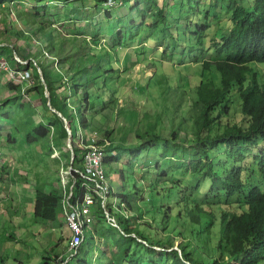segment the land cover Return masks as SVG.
I'll return each mask as SVG.
<instances>
[{
	"label": "trees",
	"instance_id": "obj_1",
	"mask_svg": "<svg viewBox=\"0 0 264 264\" xmlns=\"http://www.w3.org/2000/svg\"><path fill=\"white\" fill-rule=\"evenodd\" d=\"M66 1L64 10H51L58 2L35 4L27 13L20 10L28 18L40 19V38L47 41L36 43L38 37L18 28L15 20L8 29V12L0 19L6 34L12 30L23 39L34 38L36 46L30 56L15 50L19 57L11 53L7 58L18 70L33 68L38 83L32 89H40L41 99V119L29 115L25 123L20 122L19 111L32 104L23 90L26 80L8 79L16 91L0 100V141L6 137L14 140L13 133L4 128L12 123L15 130L32 128L24 133L29 145L49 137L47 150L41 154L46 152L48 159L57 160L58 169L69 170L74 152L66 192L69 194L72 185L70 201L75 206L83 203L87 185H96L83 174L85 148L80 130H89L87 142L99 137L96 142L104 148L103 164H115L114 181L108 180L110 172L106 170L101 178L106 184L104 194L93 190L95 228L87 229V244L78 245L73 255L66 256L62 249L48 259L52 264H73L74 259L76 264H264V0H144L148 4L145 9L139 8V1L119 18L116 28L110 24L106 29L112 33L109 45L100 42L99 36L106 34L93 25L92 6H86V0ZM105 2L110 4L99 0V5L110 18L114 8H106ZM125 2L114 0L112 4L124 8ZM9 7V12H14ZM61 11L67 16L73 12L72 20L85 16L82 27L70 29L71 36L59 35L63 30L58 26L47 29ZM143 31L148 33L147 46L140 47L135 56L138 60L140 52L154 50L156 65L149 83L133 78V84L132 76L121 74L122 64L130 66V56L122 51ZM86 34L92 45L79 36ZM152 43L162 46L156 50ZM37 46L43 48L41 55L48 48L58 57L62 70L48 66L44 58L31 60L37 56ZM170 49L185 54L174 74L163 66L175 55ZM27 59L29 64L22 61ZM63 76L68 83L63 82ZM150 98L159 100L157 110L150 108L154 104L140 101ZM33 108L26 111L31 113ZM117 115L127 122L128 136L133 134L130 142L126 135L111 136V123ZM100 117L106 119L104 124ZM36 119L37 125L28 126ZM66 124L72 130L73 150L61 147L69 135ZM58 146L66 164L52 156ZM32 151L43 159L38 151ZM0 162L1 173L6 164L1 158ZM44 184L36 185L34 215L66 223L62 186L48 191ZM110 195L122 199L123 213L118 214L109 204ZM128 209L132 212H126ZM108 213L116 224L108 219ZM168 217L169 232L163 234L160 222ZM105 223L109 227L100 229ZM71 237L63 248L69 249ZM174 237H181L178 246H174ZM54 243L60 246L58 240ZM4 261L0 258V264Z\"/></svg>",
	"mask_w": 264,
	"mask_h": 264
},
{
	"label": "rangeland",
	"instance_id": "obj_2",
	"mask_svg": "<svg viewBox=\"0 0 264 264\" xmlns=\"http://www.w3.org/2000/svg\"><path fill=\"white\" fill-rule=\"evenodd\" d=\"M0 19H2V17L4 16V12H8L10 13V15L8 13H6L7 15V27L9 28H13V25L10 23L13 22L14 20L17 22L16 26L19 27H23L26 28L31 35L33 36H37V42L40 41H47L46 39L42 40L40 38L41 35V30L39 27H37L39 25V20L40 19H33L34 16L32 17V19L26 15H24L23 11H20L21 8H23L24 10H26L25 13H27L28 11H31L34 9V5H43V4H47V3H51V2H58L57 4H54L51 6V10H64L65 8V4L67 3L66 0H42V2H37V0H5L2 1L0 0ZM114 0H109L110 4L108 5L106 2V8H114L110 10L111 13V17L108 18L107 15L103 12V8L101 5H99V0H86L83 2H86V6L91 7L90 10H94V16L92 18L93 22H94V26H99V28L102 30L101 32H104V34H106V37L99 36L100 38V42L102 44H110L112 42V33L111 32H106V29L109 28L110 24L111 26H114V28H116V26L118 25L119 22V18H123L125 16V13L129 10H131V7L138 3L139 1H142L139 3V8L140 9H145L148 4H145L146 2L144 0H129V2L126 0L125 4L123 5L124 8L122 6H117L115 7L112 2ZM167 2H171L173 0H166ZM21 4V5H20ZM77 4L79 5V7L83 6V3H81L80 1L77 2ZM96 4V5H95ZM218 7L220 8L222 6L221 3L217 4ZM12 6L13 11L14 12H9L10 11V7ZM96 8H95V7ZM56 8V9H55ZM28 10V11H27ZM91 10V11H92ZM176 10H179V7H176ZM93 12V11H92ZM98 12V13H96ZM12 15V16H11ZM32 15V14H29ZM73 15V12L69 13V16H67L64 11H61L59 13H57L56 17V21L53 25H49V27L47 29H50L51 27L54 28H60L63 30V33H60L59 35H62L64 37H68L71 36L69 34H71V30H77L80 27L83 26V21L82 19H85L84 15H80V17L78 18V20H72L71 17ZM78 16V15H77ZM26 17L27 21L26 22H22L21 18ZM126 18V17H125ZM97 19V20H96ZM31 20H37L36 24H31ZM100 20V21H98ZM112 20V21H111ZM86 21V20H85ZM97 21V22H95ZM111 21V22H110ZM96 24V25H95ZM51 26V27H50ZM5 30V24L0 22V44H3L2 47H0V51H4V53H0L1 56H6L7 55H11V53H14L15 55L17 54L16 51L21 52L23 55H28L30 56V50L34 49L36 46V43L34 42V38L33 37H28L27 39H23L20 35H14V34H18L17 32L14 31H10L6 34V32H4ZM28 36V35H27ZM82 40H87L88 45H92V39L86 34L85 37L81 36ZM148 36V33L143 31L141 34L136 35L134 38H132L128 45L124 48V50L122 51V54H127L128 56H130V63L128 67H125L124 64H122V69H121V74L127 76L130 75L132 76V79L130 80V83H133V78H138L140 80V82L142 83H149V78H151V76L153 75V70L155 68V63H154V50L148 51L146 53L140 52L141 56L140 58L137 60L136 56H137V52H139V50L141 49L140 47L142 46H147L146 45V37ZM58 39H60V37H58ZM100 42H98L97 46H99ZM68 43V41L65 42V46ZM94 43V42H93ZM10 44V45H9ZM153 46L155 47L156 50H158L159 48H161L162 45H155V43H152ZM48 46V44L46 45V47ZM152 46V47H153ZM101 47V46H100ZM38 49V53L37 56H33L35 59L30 58L31 60H35V62L41 60L42 58L45 59L44 62H48L46 64H48V66H54L55 68H58L60 70H62L61 66H60V60L58 59V57H55L51 51L46 48V52L44 55L40 54V50L42 51L43 48L40 47H36L37 51ZM16 50V51H15ZM169 50V49H168ZM170 51H173L172 49H170ZM175 53V55H173L174 57L171 60H168L165 65L163 64V66L166 67V69L170 72H172L173 74L176 72L177 70V65L179 64V62L182 60V58L185 56L184 53L180 54L178 50L173 51ZM136 54V56H135ZM18 56V55H16ZM23 62L25 60H22ZM27 64H29V59H27L25 61ZM105 62V60L103 61ZM67 69V65H65L64 69ZM27 70L26 75L31 74L30 77V81L28 82L27 80L25 81V79L21 80V81H16L19 83H22L25 81V86L23 87V90L26 92L27 91V100L29 99V97L31 98V102L32 104L29 105V107H25L24 109H22V111H19L20 113V122L25 123V117L32 115V117L34 118L36 116V118L39 120L41 119L40 116V109H39V105L41 104V99L39 96V88L36 89H32V86H34L35 84L38 83V80L36 77H34L33 75V68L32 67H27L25 68ZM168 72V73H170ZM171 73V74H172ZM190 73V72H187ZM172 74V75H173ZM39 75L41 80L43 81L44 79L43 74L41 73V69L39 68ZM8 79H11V75L9 73H5V71H3V69L0 68V100H2L3 98H6L8 96H12L15 95V91L16 89H11L10 85L8 84ZM67 79L65 76H63V82H65ZM15 81V80H13ZM68 81V80H67ZM66 81V82H67ZM68 83V82H67ZM129 83V84H130ZM33 84V85H32ZM134 84V83H133ZM111 87V86H110ZM30 89V91H29ZM131 89H128V92H130ZM49 93L48 90H46V93ZM156 96H157V91L153 92ZM153 96V94H152ZM151 96V97H152ZM146 101H144V99H140V101L143 102H150L151 104H154L153 107H150L153 110H157L159 108V106L157 105L159 103L158 99H154V98H150L149 99H145ZM34 107L31 110V113L27 112L26 109L28 108L30 110V108ZM15 108V107H13ZM54 108V107H53ZM52 108V109H53ZM16 109V108H15ZM55 109V108H54ZM59 112V111H58ZM60 114V112H59ZM62 116V115H61ZM64 120L66 119V117H64ZM32 120L28 126H35L38 124V120ZM44 120H46V118H44ZM67 120V119H66ZM105 118L100 117V121L103 122V124L105 123ZM112 128L114 129V132H111V136H122V135H126L129 142L131 140H133V138L131 137V135L133 136V134H131L130 136H128V131H126L125 126H127V122L123 119V117L121 116H116V119L114 121H112L111 123ZM121 125V126H120ZM105 126V125H104ZM17 126L16 125H12V123H6L4 124V128L6 132H11L14 135V140L11 137H6V138H2L1 139V144H0V158L2 161H5V168L1 171L0 174V188H2L0 190V227H2V232L0 229V253H3V259L5 260L4 262H2L1 264H52V259H48L49 257H53L56 255L57 251H61L62 249L64 250L66 256H70V251L68 248H63L64 246L66 247L69 235L71 233L70 229L68 228L67 224L64 222L63 219V224H61V222L58 221H50L47 219H43V218H38L34 215V213H29L27 219L23 218L21 219L22 216V209L21 206H17V204L19 202H22V197L24 196V192H21L20 187H17L16 185L10 183L7 184L5 183V181H1V176L4 175V172L6 174H9L10 171L15 170L16 172H19V175H14V178L18 179L16 180V182L21 181L22 185L24 184L25 186H29L31 187V189L33 190L32 192V200H35V192H36V185L39 183V185L44 184L45 185V189L46 190H51V189H56L59 188L60 185L62 186L63 190H64V194L67 195L66 189L67 186L69 184L70 181V165H69V170L67 169V167H60L58 169L59 166V162L57 160H52V159H48V154L46 152H44V155L41 154V152H43V149L47 150V144L49 141V137L46 138H38L36 140V142H34L32 145H29V143H25L27 142L26 140V134H24L25 132L28 133L29 131L32 130V128L30 129L29 127L24 129V130H15ZM51 130L53 131V127L50 126ZM122 128V129H121ZM21 131L23 133H21ZM33 131V130H32ZM89 130L83 128L82 130H80V132L83 134H80L81 139L84 142H87L90 140L91 138V134L88 132ZM22 137V138H20ZM94 139L98 140V136H93ZM92 138V139H93ZM21 140V141H20ZM76 142V139H74ZM77 142L79 144H81L80 140H77ZM68 139L64 140V142H62V148H66L68 146ZM73 145V143H72ZM86 144H83L84 148H85ZM60 146H58V148L55 147L54 152L52 154V156L54 157H58L60 158L62 161H64L65 163V157L63 155V153L60 152ZM34 151H38L40 156H44L43 159H39L37 157V154ZM104 150V148H103ZM36 157V158H33ZM104 157V156H103ZM161 158V157H160ZM48 159L47 161V166L50 167H46L45 164V160ZM124 161L121 160L119 166L122 167ZM103 164V163H102ZM0 165H3V162H0ZM84 165V162H83ZM114 167L115 164L110 163L109 166L103 164V168H105L102 173V176L104 175V173L106 174V171H109L110 174L108 176V180L110 182L114 181L115 179V172H114ZM58 169V170H57ZM22 173H25L27 175L23 176ZM83 174H85V165H84V172ZM100 177L99 180L102 181ZM3 179V178H2ZM91 179V178H89ZM91 181H93L96 184V181L94 179H91ZM135 182L139 185L141 184V180L136 179ZM13 186V187H11ZM72 188V185H70ZM95 185H91L90 183L87 185V190L89 188H92ZM63 194V195H64ZM4 196H6L5 200ZM20 196V198H19ZM9 198V199H8ZM4 202V203H3ZM6 202V205H5ZM108 202L110 205H113L115 207V209L117 210L118 214H121L124 212V207H123V203H122V199L116 198L114 195H110L108 198ZM141 203L142 200L140 201ZM134 204V203H133ZM27 207L26 210H32V205L33 203L30 204H26ZM118 206H121L122 209L119 210L117 209ZM10 207V209L14 210L17 207L18 210V215L13 211L10 212L8 211V208ZM32 207V208H31ZM128 213L132 212L130 209H128V211H126ZM112 215H114V211H112ZM115 217V216H114ZM170 217L166 218L165 220H163L162 222H160V227H159V231L161 230L163 232V234H168L169 232V228L168 225L170 224L168 223V219ZM145 218L141 219L144 220ZM22 223V229H23V234H19L15 229H13V223L15 226H17L16 223ZM12 224V225H11ZM93 229L95 228V224L92 226ZM109 227V225L107 223L101 225L100 229H107ZM9 229L10 231L13 230L14 235H18V239L19 243H17L16 241L13 240V235L9 236ZM20 232V230H19ZM93 236H95L96 232L94 231ZM88 235V233H87ZM59 237V238H58ZM168 237V235L166 236ZM58 238V239H57ZM168 239V238H167ZM56 240H58V244H60L59 247H56L55 243ZM181 237H174L173 241H174V246H178V243L180 242ZM95 242V240H94ZM195 244H197V242H194ZM15 244H19L17 246L14 247ZM55 244V245H53ZM87 242H84V245H86ZM147 254V253H146ZM47 257V258H46ZM61 259V258H60ZM73 264H76V261L74 259Z\"/></svg>",
	"mask_w": 264,
	"mask_h": 264
},
{
	"label": "built area",
	"instance_id": "obj_3",
	"mask_svg": "<svg viewBox=\"0 0 264 264\" xmlns=\"http://www.w3.org/2000/svg\"><path fill=\"white\" fill-rule=\"evenodd\" d=\"M0 67L7 69L9 74L16 79H22L26 74L22 71L12 68L10 63L0 55ZM102 151L98 145L92 144L90 149L85 153V161L88 173L96 181V185L93 188H89L84 196L81 206H75L70 201L69 195H64L63 205L65 207V213L69 228L72 231L71 247H77L84 239L88 228L91 227L93 222V214L91 212V206L94 204L95 199L93 196V190L104 194L106 184L99 181L102 176L101 169ZM105 197V196H104Z\"/></svg>",
	"mask_w": 264,
	"mask_h": 264
},
{
	"label": "crops",
	"instance_id": "obj_4",
	"mask_svg": "<svg viewBox=\"0 0 264 264\" xmlns=\"http://www.w3.org/2000/svg\"><path fill=\"white\" fill-rule=\"evenodd\" d=\"M16 174H17V172L15 170L10 171L9 174H6L4 172V175L1 176V181L3 180V181H5V183H7L9 185H10V183H12V184L16 185L17 187H20L22 193L24 192V196L22 197V202H19L17 204V206H21V209H22L21 219H23V218L27 219L28 214L29 213H33V208L32 207H34V200H32V197H31L33 190L31 189L30 185L29 186H25L24 184L22 185L21 181H19V182L17 181L16 182V180H18L16 178H14V175H16ZM11 187H13V186H11ZM5 198H6V196H4L3 200H5ZM19 198H20V196H19ZM30 203H33L32 207H31L32 210L31 209L30 210L29 209L26 210V208H25V207H27L26 204H30ZM5 205H6V202H5ZM8 211H10V212L13 211V212H15L18 215L17 207L14 210L10 209V207H9ZM16 224H17V226H15L14 223H13V225L12 224L11 225L13 226V229H15L19 234L22 235L23 234V229H22V226H21L22 223H21V225H20V223H16ZM0 229H1V232H2V227H0ZM19 230H20V232H19ZM8 234H9V236L13 235L14 236L13 240L16 241V242L20 240V239L17 238L18 235H14L13 230L10 231V229H9V233ZM17 245H19V244H15L14 247L17 246ZM3 256H4V254L0 253V258H3Z\"/></svg>",
	"mask_w": 264,
	"mask_h": 264
},
{
	"label": "bare ground",
	"instance_id": "obj_5",
	"mask_svg": "<svg viewBox=\"0 0 264 264\" xmlns=\"http://www.w3.org/2000/svg\"><path fill=\"white\" fill-rule=\"evenodd\" d=\"M17 55V54H16ZM9 63H10V66L12 67V68H16V67H14L12 64H11V62H10V60L7 58V57H5V56H3ZM19 57V56H18ZM26 61V60H25ZM24 61V62H25ZM1 68V67H0ZM1 69H3V71H5V73H9V71L7 70V69H4V68H1ZM16 69H18V68H16ZM20 71H22L24 74H26L27 73V70L25 71V70H20ZM41 73H42V70H41ZM29 76H31V74H28L27 76H25L24 78H22V79H16L15 77H13V76H11V78L13 79V80H15V81H21V80H23V79H25V80H27L26 78H28V82L30 81V77ZM48 93V92H47ZM49 103V105H50V102H48ZM53 110H55L54 108H53ZM61 113V112H60ZM62 114V113H61ZM60 114V115H61ZM63 115V114H62ZM82 144H86L85 145V153H86V151L88 150V149H90V147H91V145L92 144H95V145H98L99 146V148L101 149V151H102V160H101V169L102 170H104V168H103V164H102V162H103V156H104V150H103V148H102V146L100 145V144H98L97 142H96V139H92V141H90V142H84L83 140H82ZM72 150V149H71ZM85 153H84V155H83V162H84V165H85V175L86 176H88L89 178H91V179H93L92 178V176L88 173V171H87V167H86V161H85ZM117 153V152H116ZM72 158V157H71ZM73 169V166L71 165V163H70V170H72ZM99 181H101V180H99ZM102 182V181H101ZM67 195H69V196H71L72 195V188H71V190H70V192H69V194H67ZM83 202V201H82Z\"/></svg>",
	"mask_w": 264,
	"mask_h": 264
},
{
	"label": "water",
	"instance_id": "obj_6",
	"mask_svg": "<svg viewBox=\"0 0 264 264\" xmlns=\"http://www.w3.org/2000/svg\"><path fill=\"white\" fill-rule=\"evenodd\" d=\"M47 94V96H48V98H49V102H50V96H49V93H46ZM61 114V113H60ZM62 115V114H61ZM65 122L67 123V120L65 119ZM66 127H67V129H68V141H69V143H68V146L73 150V145H72V141H71V139H72V130H71V128L66 124ZM74 159H75V153L74 152H72V158H71V165L73 164V162H74Z\"/></svg>",
	"mask_w": 264,
	"mask_h": 264
},
{
	"label": "clouds",
	"instance_id": "obj_7",
	"mask_svg": "<svg viewBox=\"0 0 264 264\" xmlns=\"http://www.w3.org/2000/svg\"><path fill=\"white\" fill-rule=\"evenodd\" d=\"M1 174V173H0ZM16 175H19V172H17V174ZM3 181V180H2ZM1 183V182H0ZM2 188H0V190H1ZM106 197V196H105ZM63 198H64V196H63ZM63 198H62V201H63ZM65 215H66V213H65ZM108 219L110 220V221H112L114 224H116V221H115V218H113V217H110L109 216V213H108ZM93 221H94V216H93ZM66 223H67V226H68V228H69V225H68V222L66 221ZM93 222H92V224H91V227L89 228V229H93ZM70 229V228H69ZM70 231H71V229H70ZM70 235H72V231H71V233H70ZM84 242V241H83ZM17 243H19V241H17ZM75 248L76 247H71V245H70V247H69V251H70V254L71 255H73L74 254V250H75ZM76 252V251H75Z\"/></svg>",
	"mask_w": 264,
	"mask_h": 264
}]
</instances>
